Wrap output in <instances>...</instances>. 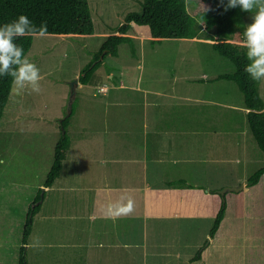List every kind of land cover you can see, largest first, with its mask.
<instances>
[{
    "label": "rangeland",
    "instance_id": "1",
    "mask_svg": "<svg viewBox=\"0 0 264 264\" xmlns=\"http://www.w3.org/2000/svg\"><path fill=\"white\" fill-rule=\"evenodd\" d=\"M140 2L88 0L95 28L92 36L33 37L26 56L43 76L41 92L26 91L23 96H16L11 87L0 120V264H18L28 210L38 204L40 208L33 216L25 245L28 264H264V187L252 186L247 193L241 188L225 191L224 198L217 193L239 187L240 181L263 165L255 155L264 154L241 109L243 94L233 81L218 80L215 85L191 81L190 92L186 90L188 84L175 80V75L195 77L202 70L234 71L232 63L212 49L210 36L165 39L152 45L147 29L132 26L129 33L135 55L123 43L118 56H106L94 71L91 85L78 82L81 69L91 61L93 53L117 31L126 13L139 11ZM193 8L189 2V9ZM251 15L245 16L246 25L251 23ZM233 40L236 42V37ZM108 69L112 71L109 74ZM110 74L114 79L108 77ZM74 80L73 112L65 128L70 145L60 175L50 188L45 187L54 146L62 132L60 122L69 115ZM130 87L149 88L159 94L152 93L144 101L142 92ZM101 88L102 92L109 89L106 96L96 94ZM93 89L96 96L92 95ZM259 91L263 98L264 87ZM172 93L222 104L223 108L204 102L198 107L203 113L211 110L206 117L207 129L223 130L217 135L219 142L213 153L224 158L207 167L204 163H192L189 168L177 166L176 179L184 182L174 184L179 191L176 200L165 202L170 205L166 215L160 212L150 217L141 205L143 196L147 195V187L168 179L166 171L142 178L141 170L126 171L124 165L131 166L129 163L111 169L109 159L112 155L120 159L140 156V139L147 123H156L157 128L169 125L164 117L179 110L176 98L168 101L171 106L166 107L164 114L154 104L162 94ZM147 102L151 103L152 112L147 113ZM229 105L238 107H224ZM180 106L186 110L195 107L192 102L183 101ZM180 113L182 110L173 117ZM197 123L200 122H192ZM147 129L151 132L153 128L147 125ZM243 129L248 137H240L242 146H235L233 133L241 134ZM142 153L149 158L150 145H144ZM238 156L240 162L236 163ZM130 180L140 187L147 185L146 194L139 188L132 194L110 188L111 192L106 191L108 186H124ZM94 187L95 191H89ZM96 197H102L101 201L111 199L108 205L95 208ZM221 201H226L225 215H233L226 223L232 221L237 231L211 238L210 228L218 211L216 204H211ZM37 240L39 244L34 246ZM196 254V263L190 262Z\"/></svg>",
    "mask_w": 264,
    "mask_h": 264
},
{
    "label": "trees",
    "instance_id": "2",
    "mask_svg": "<svg viewBox=\"0 0 264 264\" xmlns=\"http://www.w3.org/2000/svg\"><path fill=\"white\" fill-rule=\"evenodd\" d=\"M189 2L194 4L191 10ZM226 4L227 0H141L139 11L126 13L117 31L109 35L98 51L93 53L91 61L81 69L78 82L82 85L89 84L91 75L105 57L118 56L119 46L123 43H127L130 52L135 55L133 37L129 33L132 26L147 29L152 45L160 44L165 39H196L204 35L210 36L212 49L234 66L233 72L220 74L213 80L233 81L242 92L244 106L248 109L245 115L248 128L264 154V101L259 94V81H253L244 71L248 61L246 50L241 47L246 26L244 18L251 13L241 11L238 7L225 10ZM202 5L208 11L203 12ZM21 14L26 15L37 26L46 23L48 33L52 35L72 37L94 34V22L88 0H0V25L16 19ZM210 30L214 32L212 35L208 33ZM234 37L237 39L236 42L233 40ZM32 41L33 37H22L18 38L16 43L23 46L26 55ZM110 72L111 69H108V74ZM203 81L205 80H200ZM11 87L10 77H0V120ZM72 112L71 107L69 115L60 122L62 132L54 146L53 161L43 184L45 187L53 184L62 169L70 145L65 128ZM263 175L264 166L246 179V187L258 185ZM40 198L37 197L36 201ZM39 208L40 204L28 210L18 264H28L25 245L31 233L33 216ZM225 211L226 201H221L210 228L211 238L220 228ZM194 258L198 259V255L196 254Z\"/></svg>",
    "mask_w": 264,
    "mask_h": 264
},
{
    "label": "crops",
    "instance_id": "3",
    "mask_svg": "<svg viewBox=\"0 0 264 264\" xmlns=\"http://www.w3.org/2000/svg\"><path fill=\"white\" fill-rule=\"evenodd\" d=\"M183 60L186 62V58H183ZM190 69V66H187ZM203 73L200 75L195 74V77H190V75L188 77H185L184 75H175V80L177 83H181L184 84V86H186L185 84H188L186 87L187 91H192L190 89V85H191V81L192 82H200L201 79H204L206 84L207 83H213L214 85L217 83L218 80H213L214 77H216L217 75L223 74V73H211V71L209 70H202ZM112 72V71H111ZM110 72V73H111ZM197 73V72H196ZM112 79H114V76H112L110 74V76ZM194 78V79H193ZM208 80H212V81H208ZM183 81H185V83H182ZM202 83V82H200ZM91 85L86 84L83 86H89ZM121 86V84H120ZM118 86L117 89H120ZM262 86L264 87V80L259 81V89L262 88ZM96 87H98L96 85ZM95 87V88H96ZM231 88V87H230ZM125 89V88H124ZM96 90V89H95ZM130 90L133 91H137V92H142V97L143 100L145 101L146 99L149 98V95L152 93H157L159 94V92L154 91L151 92V89L149 88H141V89H136L135 87H130ZM109 91V89H107L105 92H99L100 94H102V96H106L107 92ZM97 94V93H96ZM260 94V91H259ZM93 96L95 95V91L93 89L92 92ZM261 96V94H260ZM190 98H188L187 96H182L179 93H172L171 95L169 94H162V97H160L158 100L156 99L154 101V104L156 106H159V108L157 110L161 111V114H164V111L167 108H169V106H171V103H168V101L173 100L174 98H176V106H179V110H182V113H180L178 116L173 117L178 111L174 110L171 114H169V116H165L164 118H168V122L169 125L166 124H161L164 125L163 128H161V125H159V128H157V125L154 124H149L147 123L148 127H152L153 129L150 131H148L147 129V125L146 127L143 129V133L141 135V139H140V143H141V152H139L140 156H136V157H132L130 155H128V158H121L117 155L113 156L112 158L109 159L110 163L113 164V166L111 167V169H115L117 168V164L120 163H129L131 166H127L124 165L126 167V171H132V169H136L141 170V176L142 178H145L146 175L148 174L150 177H156L158 174H163V172H165V175L168 176L166 178V180L163 181H159L158 184L153 183V186L151 187H140L137 186L135 184H133V181L130 180L127 184H125L124 186H113L110 187L108 186L106 191L107 192H111L113 191H124V192H129V193H133L136 192L138 190V188L140 190L141 193L146 194V189H147V195L143 196V202L141 203L142 207L145 209L147 216L150 217H156L154 215H156L157 213H165V210H167L168 206H170L168 203H165L166 201H172V200H176V194L179 193V191L177 190V187L174 185L176 182L177 183H181L184 182L181 178L176 179V171H177V166H182V168H189L190 164L192 163H196V164H202L204 163L206 165V167L211 164L213 161L215 160H222V158H224V156L221 155H216L214 154V149L216 146V138L218 134H222L223 130H213V129H207V125H206V117L207 115L210 113L211 110L205 111L203 113L202 109L200 107H198V103H204V102H208L212 105H218L221 108H223L222 104L216 103L214 100H210L207 101L208 99L205 98H198L196 96L191 97L189 95ZM262 98V96H261ZM264 101V97L262 98ZM192 102L195 107L194 108H189L188 110L186 109H182V107L180 106V102ZM147 108L146 111L148 113V111L152 112L150 105V102H147ZM242 103H240L238 106H240ZM243 107H241V109H244V113L246 114V112L248 111V109L245 108L244 104H242ZM236 105H229V106H224L225 108H233L235 109L236 107H238ZM264 111V109H263ZM195 116V117H194ZM157 119V117L155 118ZM200 122L199 124H192V122ZM150 132V133H149ZM235 140V146H242L241 143H239V138L241 137L242 140H246V138L248 137V134L246 132V130H242L241 134H238L237 131H235L233 133ZM221 138V137H219ZM144 145H150V150H151V154L149 158H144V155L142 153V150L144 151ZM153 154H155L153 156ZM244 158L246 157V154L243 153ZM255 158H257V160L259 162H261L264 166V156H261V154L255 155ZM225 161L228 163V159H225ZM235 162L238 163L240 162V158L239 156L235 159ZM122 166V165H120ZM160 170L161 173H154V170ZM121 167H119V176L121 177ZM157 174V175H156ZM60 175V174H59ZM174 177H171V176ZM158 181V180H157ZM246 180H242L240 181L241 184H244L242 189H243V193H247L248 191L251 190L252 187H246ZM170 183H173L170 185ZM261 185L258 184L257 186H260L262 189L264 187V175L262 177L261 180ZM53 185V184H52ZM51 185V186H52ZM50 186V187H51ZM49 187V188H50ZM100 187V186H97ZM109 188L112 189L111 191H109ZM150 188V190H149ZM48 188H45V190ZM81 190H84L83 188H80ZM91 189V188H88ZM94 190H89V191H95L97 188H93ZM181 193V192H180ZM218 193V192H217ZM129 198H131V196H128ZM102 197H96L93 206L99 207L101 204L102 206H106L108 205V201L109 199H111V197H109L107 200H103L101 201ZM134 199V198H133ZM119 201H123L121 198H119ZM159 202V203H158ZM178 203H180L177 200ZM187 203V202H186ZM188 204V203H187ZM219 208L220 202L218 203H212L211 205H215ZM166 205L165 209H162L161 207ZM210 205V206H211ZM149 214V215H148ZM166 215V213H165ZM231 217H233V215H231L230 217H228L227 215L224 216L223 218V222L220 230L217 231V233L219 235L215 236H224V234L226 235H234L232 232L237 231L235 229L236 225L233 227V223L231 221V223L228 225L226 223L227 220H229ZM224 224H226V227H224ZM236 224V223H234ZM242 226H244V224H242ZM224 228V230L222 229ZM232 229V230H231ZM245 232V231H244ZM214 236V237H215ZM195 261L196 263V259H194V256L192 258V260L190 262Z\"/></svg>",
    "mask_w": 264,
    "mask_h": 264
},
{
    "label": "clouds",
    "instance_id": "4",
    "mask_svg": "<svg viewBox=\"0 0 264 264\" xmlns=\"http://www.w3.org/2000/svg\"><path fill=\"white\" fill-rule=\"evenodd\" d=\"M237 7L252 14L251 23L244 27L241 42L248 61L244 71L253 81L264 80V0H227L225 10ZM202 8L203 12L208 11L204 5ZM48 34L46 23L37 26L23 14L0 25V77L11 78L12 91L16 96H23L26 91L40 93L43 79L38 66L25 55L23 46L16 40L22 37L45 38ZM99 92L102 91H96ZM38 244L37 240L34 246Z\"/></svg>",
    "mask_w": 264,
    "mask_h": 264
},
{
    "label": "water",
    "instance_id": "5",
    "mask_svg": "<svg viewBox=\"0 0 264 264\" xmlns=\"http://www.w3.org/2000/svg\"><path fill=\"white\" fill-rule=\"evenodd\" d=\"M76 83H77L76 80H74V81L72 82V86H71V90H70V94H69L68 113H70V110H71V104H72V100H73V98H74V94H75V92H74V88H75V86H76ZM243 185H244V184H241L239 187L226 188V189H224V190H222V191H218V193H219L222 197H224L225 191H238L240 188L242 189Z\"/></svg>",
    "mask_w": 264,
    "mask_h": 264
},
{
    "label": "built area",
    "instance_id": "6",
    "mask_svg": "<svg viewBox=\"0 0 264 264\" xmlns=\"http://www.w3.org/2000/svg\"><path fill=\"white\" fill-rule=\"evenodd\" d=\"M104 88H101V89H99L100 91H102Z\"/></svg>",
    "mask_w": 264,
    "mask_h": 264
}]
</instances>
